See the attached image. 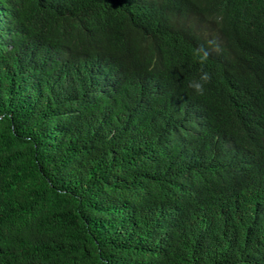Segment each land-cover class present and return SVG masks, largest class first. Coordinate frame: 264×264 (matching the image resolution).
<instances>
[{
  "label": "trees",
  "instance_id": "trees-1",
  "mask_svg": "<svg viewBox=\"0 0 264 264\" xmlns=\"http://www.w3.org/2000/svg\"><path fill=\"white\" fill-rule=\"evenodd\" d=\"M0 264H264V0H0Z\"/></svg>",
  "mask_w": 264,
  "mask_h": 264
},
{
  "label": "clouds",
  "instance_id": "clouds-1",
  "mask_svg": "<svg viewBox=\"0 0 264 264\" xmlns=\"http://www.w3.org/2000/svg\"><path fill=\"white\" fill-rule=\"evenodd\" d=\"M198 56H199V59L201 60V62H203V61L206 59V57H207V53L204 52L203 55H199V52H198ZM208 79H209V77H208L207 74H205V75L202 77V80H204V81H207ZM195 87H196V89H197L198 91H202V87H203V85L200 84V83H197V84L195 85Z\"/></svg>",
  "mask_w": 264,
  "mask_h": 264
},
{
  "label": "rangeland",
  "instance_id": "rangeland-1",
  "mask_svg": "<svg viewBox=\"0 0 264 264\" xmlns=\"http://www.w3.org/2000/svg\"><path fill=\"white\" fill-rule=\"evenodd\" d=\"M214 24H210L209 26H212L213 27Z\"/></svg>",
  "mask_w": 264,
  "mask_h": 264
}]
</instances>
